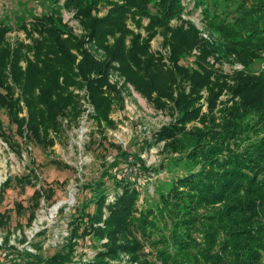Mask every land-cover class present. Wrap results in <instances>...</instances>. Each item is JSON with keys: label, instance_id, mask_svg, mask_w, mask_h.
Returning a JSON list of instances; mask_svg holds the SVG:
<instances>
[{"label": "trees", "instance_id": "trees-1", "mask_svg": "<svg viewBox=\"0 0 264 264\" xmlns=\"http://www.w3.org/2000/svg\"><path fill=\"white\" fill-rule=\"evenodd\" d=\"M63 5L80 20L86 37L73 35L57 15L56 20L46 18L45 23L37 21L33 25L32 32L38 38L27 33L31 44L16 42L12 47L5 38L7 29L0 26L3 141L21 155L20 145L2 130L1 112L6 110L19 137L50 149L55 144L54 136L60 133L63 118L77 122L85 112L80 95L75 93L81 89H85L94 110V121L112 127L109 113L116 103L123 107L124 97L123 89L110 83V74L119 73L156 108L163 109L167 105L165 100L174 104L178 120L161 128L152 139L164 142V150L178 153L187 170L176 178L166 195H159L154 206L138 210L135 186L139 182L128 173L127 158L130 156L137 163L140 154L109 144L117 154L98 181L84 186L92 196L77 217L78 225L84 227L81 234L79 226L71 230L68 255L43 257L38 244L32 245L35 252L19 249L10 244L8 234L0 241V264H68L77 238L90 235L107 242L82 264H115L120 252L137 260L140 244L133 237L135 231L156 233L154 245L157 250L161 248L156 251L155 262L160 264H264V134L260 135L264 132V72L260 77L245 72L234 74L236 84L231 94L239 101L228 99L219 116H215L217 99L228 87L227 82L210 81L213 71L208 70L212 69L209 65L198 63V67H206L200 73H191V66H177L197 46L203 60L208 56L225 61L233 58L244 66L264 54V0L198 1L196 6L202 7L205 27L218 37V43L200 39L190 23L187 29L185 23L174 29L169 27L172 20L183 14V0H63ZM98 6L111 7L106 17H92V10ZM144 18L148 19L149 38L159 29L172 33L171 59L181 69L179 72L198 75L191 79L189 95L185 94L177 73L163 71L150 56L147 60L140 58L138 53L146 46L139 44L138 49H133L144 40L139 35L126 47L124 38L130 34L126 21L139 24ZM118 33L121 36L109 45L108 37ZM93 43L97 45L94 53L88 48ZM143 44L147 45L148 40ZM204 86L212 96L209 114L203 120L204 129L186 131L185 125L199 117L195 105ZM175 91L179 93L176 96ZM24 109L26 116H21ZM19 181L23 184V180ZM10 185L8 179L0 186V199ZM25 185L30 182L26 180L21 187ZM111 187L114 199L109 201ZM35 218L33 210L28 224ZM8 219L0 213V227ZM157 223L167 230L166 235L158 233L161 230Z\"/></svg>", "mask_w": 264, "mask_h": 264}, {"label": "rangeland", "instance_id": "rangeland-1", "mask_svg": "<svg viewBox=\"0 0 264 264\" xmlns=\"http://www.w3.org/2000/svg\"><path fill=\"white\" fill-rule=\"evenodd\" d=\"M198 1L200 0H183L185 8L183 14L180 19L172 20L169 27L174 29L185 23L184 29H187L190 23L198 31L200 39L209 43H218V37L211 35L205 27L202 7L196 6ZM110 9L111 7L108 6H98L92 10L91 15L102 19L108 15ZM57 15L73 35L87 36V31L80 20L75 17L74 12L65 8L63 0L57 2L55 0H0V26L7 29L5 38L12 47L16 42L31 44L27 33L38 38V34L32 32L33 25L37 21L45 23L46 18L56 20ZM126 25L130 31V34L124 38L126 47H130L136 35H139L141 40H148L147 45L143 44L144 40L137 42L133 49H138L139 44L146 46L145 50H141L145 52V55L139 51L140 58L147 60L150 56L163 71L177 73L178 81H181L185 94L191 93V79L198 75L187 76L180 73L181 69L177 66L185 68L191 66L192 68H189L191 73H200L209 65L212 69H207L213 71L210 81L227 82L228 87L222 90L217 99L216 108L213 111L215 116H219V110L228 99L233 98L232 102L239 101L238 97L231 94V89L236 84L232 78L234 74L245 72V75L260 77L259 75L264 72V54L251 60L248 66H244L243 63L233 58L225 61L224 59L218 60L215 56H208L203 60L199 46L194 47L175 66L171 59L172 46L169 41L172 33L170 31L165 32V29H159L153 37L149 38L146 31L148 19L144 18L139 24L128 19ZM120 36V33L115 37L109 36L108 44L112 45L114 39ZM88 48L94 53L97 45L93 43ZM198 63L205 64L206 67H198ZM21 65L24 66L25 63L22 62ZM219 75L225 79L219 78ZM110 83L123 89L124 97L123 107H120V103H116L109 113L113 126L97 124L92 117L94 110L88 102L85 89L76 90L75 93L80 95L85 112L80 114L77 122H68L66 118H63L60 133L54 136L55 144L48 150L19 137L16 134V127L9 121L7 111L2 110V130L12 142L20 145L21 155L17 154L0 137V186L8 179L11 180L9 189L0 199V213L9 218L8 222L0 227V241L9 234L10 244L19 249L26 248L35 252L32 245L38 244L41 247L39 252L43 257H52L57 253L68 255L67 243L71 230L79 226L77 217L83 210V205L92 196L84 186L98 181L104 169L113 162L117 154V150L109 144H115L129 152L140 154L137 163L130 156L127 158L128 173L134 174L132 176H135L139 182V186H135L138 192L136 203L138 210L154 206L159 200V195H166L176 178L185 174L187 169L183 162L179 161V154L164 150V142H156L152 139L161 128L178 120L174 104L165 100L167 105L163 109L156 108L119 73L110 74ZM214 91H218V88ZM178 94V91H175L173 95ZM198 94L200 100L195 106L199 109V117L185 125L186 131L194 128L204 129V116L209 114V99L212 96L209 95L206 86ZM21 116H26L25 109ZM262 134L264 132L261 131L260 135ZM19 180H23V184L28 180L30 185L21 187L23 184ZM146 183L148 185H145ZM34 194L36 197H33ZM113 197L114 191L111 187L108 200L112 201ZM92 209L93 206H90L89 210L92 211ZM33 210H35L36 218L29 225L28 218ZM157 224L161 230L158 233L166 235L167 230L161 223ZM83 228V224L79 226L78 234H81ZM133 237L140 244L137 260L120 252L114 263L160 264V261L155 262L156 251L159 252L161 248L157 250L154 245L156 233L150 231L148 234H142L135 231ZM106 242V239L100 240L92 235L77 238V245L68 264H82L92 259Z\"/></svg>", "mask_w": 264, "mask_h": 264}, {"label": "built area", "instance_id": "built-area-1", "mask_svg": "<svg viewBox=\"0 0 264 264\" xmlns=\"http://www.w3.org/2000/svg\"><path fill=\"white\" fill-rule=\"evenodd\" d=\"M27 250L30 251V252H33V251L29 250V249H27Z\"/></svg>", "mask_w": 264, "mask_h": 264}]
</instances>
